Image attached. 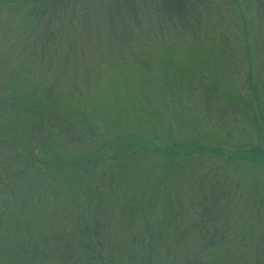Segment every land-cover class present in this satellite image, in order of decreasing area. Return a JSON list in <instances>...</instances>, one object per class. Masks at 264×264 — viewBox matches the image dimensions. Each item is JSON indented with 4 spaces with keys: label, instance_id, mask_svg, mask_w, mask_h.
I'll list each match as a JSON object with an SVG mask.
<instances>
[{
    "label": "rangeland",
    "instance_id": "1",
    "mask_svg": "<svg viewBox=\"0 0 264 264\" xmlns=\"http://www.w3.org/2000/svg\"><path fill=\"white\" fill-rule=\"evenodd\" d=\"M214 1L207 32L222 33V48L193 31L158 43L149 36L118 52L106 43L96 57L85 49L105 40L99 23L93 33L84 23L92 34L87 43L78 38L77 18L62 29L53 25L48 40L19 5L0 6V221L20 197L19 184L12 189L7 181L43 172L46 183L62 189L56 202L46 199L44 221H144L154 211L148 197L157 194L158 210L168 209L165 193L179 210L172 221H258L264 230V45L245 44L247 30L264 40V15L254 8L257 23L249 25L239 1ZM204 174L229 185L221 215L198 219L189 215L190 194L207 188L199 181ZM217 254L159 257L170 264H264L255 259L261 251Z\"/></svg>",
    "mask_w": 264,
    "mask_h": 264
},
{
    "label": "trees",
    "instance_id": "2",
    "mask_svg": "<svg viewBox=\"0 0 264 264\" xmlns=\"http://www.w3.org/2000/svg\"><path fill=\"white\" fill-rule=\"evenodd\" d=\"M238 1L243 16L249 18V25L257 23L251 16L254 8L258 7V13L264 15V0ZM6 4L19 5L23 12L33 18V26L41 30L48 40L54 36L53 25H61L62 29L76 18L78 33L83 34L82 38H78L84 43H87L88 37H92V28L100 26L105 31V40L95 38L90 43L91 47L85 49L87 54L93 53V57L102 49L101 45L106 43L107 49L113 51L115 47V52H118L133 41H141L142 38L145 39L143 42L149 41V36H153L158 43L160 36L175 33L187 36L193 31L194 34H205L203 40L212 36L207 43L216 40L222 48V33L217 31L210 35L207 32L214 27L213 21L209 22L214 0H0V6ZM204 9L206 13L203 15ZM58 13H62V16L59 17ZM89 18L93 21L83 20ZM84 23L91 33L84 32ZM97 23L99 26L95 25ZM17 36L18 40L23 39L22 35ZM245 36L248 38L246 45L253 44L256 39L261 46L264 45L261 34L255 30L250 35L247 30ZM227 39L225 37L223 42ZM101 41L105 43L100 44ZM50 49L46 58H49L47 62L52 65L56 54ZM68 49L71 50L72 46H68ZM26 51L27 46L24 48ZM143 51L149 53L148 49ZM70 56L68 51L65 63L69 62ZM153 62L148 60L147 67H151ZM213 150L219 152L220 149L211 148ZM175 163L172 159L171 164ZM21 170L20 173L26 172V169ZM45 175L43 172L39 175L28 173L26 178L7 181L12 189L19 184L20 197L15 200L18 205L10 213L12 215L0 221V264H170L159 256L177 257L182 254L194 257L221 253L226 258L229 257V251L264 252V238L254 236L264 232L259 228L261 224L258 221H172L177 220L175 213L179 210H174L171 198L165 193L168 209L158 210L160 199L154 194L148 197L154 211L144 221H44L50 211L46 199L50 196L56 202L57 191L59 194L62 192L61 188L54 189L49 181L46 183L42 178ZM206 177L204 174L199 181H206L207 188L204 190L200 187L199 191H191L190 194L189 215L198 219L213 217L217 213L221 215L222 209L219 207H223L224 203L221 204L220 200L225 195L224 187L229 185L217 175L211 177L209 182ZM40 203L45 205L37 209ZM90 204L85 205V213ZM170 212L174 213L171 217L168 215ZM94 214H98V210L95 209ZM152 215L158 221H152ZM237 234L243 237L239 239ZM247 235H250L251 240L246 239ZM260 257H264V254L253 258ZM173 260L181 264L176 258ZM198 260L200 258H196ZM229 261V258L226 259L225 264H232ZM188 262L192 264L190 260Z\"/></svg>",
    "mask_w": 264,
    "mask_h": 264
}]
</instances>
